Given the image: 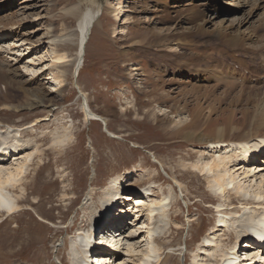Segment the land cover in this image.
<instances>
[{
  "label": "rangeland",
  "instance_id": "374dc122",
  "mask_svg": "<svg viewBox=\"0 0 264 264\" xmlns=\"http://www.w3.org/2000/svg\"><path fill=\"white\" fill-rule=\"evenodd\" d=\"M229 1L238 0H212L213 6L219 5L214 6V14L215 10L202 6L198 10V2L189 4L191 0H129L135 22L125 26L126 34L117 36L116 18L104 7L97 11L100 22L92 29L78 72L80 45L75 34L81 16L68 9L79 2L85 7L88 0L0 3V17L23 10L31 13L20 30H16L19 25L13 26L2 31L10 32L9 36L0 37V55L8 57L10 76L20 82L17 88L0 85V135L13 140L8 124L29 126L17 140L28 151L37 144L41 149L30 162L23 184L15 188L20 207L0 211V264H70L69 252L79 240L77 235L94 224L91 214L96 219L105 210L101 203L105 186L116 174L129 172L133 177L127 194L139 196L138 189L148 185L157 199L170 194V188L175 192L169 206L170 230L158 236L165 261L153 264L193 262L194 253L217 225L216 203L223 201L211 189L210 175L193 167L209 154L203 135H216L224 127L226 139L234 135L240 139L264 130L257 123L264 105V55L242 40L240 46L233 42L235 31L244 30L249 22L233 24L223 34L202 22L203 17H217L214 21L225 18L229 25L239 19L243 14L230 12L236 5ZM187 7L193 8L186 13ZM219 8L225 13L217 16L222 12ZM247 10L251 12V5ZM251 18L256 29L259 16ZM64 25L70 28L64 31ZM26 30H38V34L23 40ZM52 34L63 38L72 34L62 51L67 55L65 62L56 63L47 53L56 47ZM26 66L39 70L34 73L28 67L27 71ZM136 66L139 74L132 71ZM207 69L221 77L214 80ZM199 70L203 73L196 76ZM23 88L40 93L53 105L35 104L38 99ZM86 103L103 118L87 117ZM34 121L38 125L32 126ZM68 131L73 135L68 142L52 144L56 135ZM230 192L227 203L240 208V197ZM145 219L143 214L140 221ZM237 224L228 232H218L223 246L236 241V231L244 233V224ZM123 247L116 264L132 262L122 253Z\"/></svg>",
  "mask_w": 264,
  "mask_h": 264
},
{
  "label": "bare ground",
  "instance_id": "6f19581e",
  "mask_svg": "<svg viewBox=\"0 0 264 264\" xmlns=\"http://www.w3.org/2000/svg\"><path fill=\"white\" fill-rule=\"evenodd\" d=\"M9 1L11 0H0V3H5ZM106 1L107 0H88V4H86L85 7H82L79 2V4H77L76 6H72L68 9L71 13H73V15L81 16L79 22V31L77 32V34H75L77 35V40L80 45V58L78 59L79 63L77 65V72L80 70L81 64L83 63L82 57L86 53L87 42L91 32L93 31L92 29L94 28L96 22H100L98 21V10H101L105 7L116 18L117 25L114 28L115 36L119 34H126L128 29H126L125 26H128L130 23L135 22V17L131 14V6L127 4L129 0H108L107 2ZM154 1L155 0H153V2ZM211 1L212 0H210L209 2L204 0H191V3H188L192 4L198 2V4L196 5L198 7V10L199 6H202L206 10L214 11L215 5L213 6V4H211ZM229 3L232 5L233 3H235L234 5H236V8L234 10L232 9V11L230 12L236 14H243L241 17L238 16L240 17L239 19H232L231 23H229V25H226L225 23L228 21V19L222 18L220 21L216 22L214 21V19L217 17H203V24H211L215 27V29L219 30H216V33L223 34V32L228 31L229 28H231L232 30L233 24L244 25L249 22L248 26L244 30L235 31L236 36L233 38V42H235L238 46L240 41L242 40L243 43H246L247 45H252L249 48L258 49V51L260 50L259 53L261 54V56L264 55V50L262 51V49L264 48V32L260 31L259 29L261 28V25L262 28L264 26V12H260L261 9H264V0H238L236 2L229 1ZM16 4L17 3H15V5ZM248 5H251V12L247 10ZM218 6L219 5L215 6V8H218ZM192 8L187 7L184 9V11H186L187 13L189 11L188 9ZM219 9L222 12L218 13L217 16H220L221 14L225 13L222 8ZM193 10L195 11V9ZM216 13L217 11L215 10L214 14ZM30 14L31 13L27 12L26 10H23L22 13L17 11L12 16L0 17V37L6 38V36H9L10 32L3 34L2 31L9 30L13 28V26L19 25V28H17L16 30H20V28L24 26L23 23L29 18L31 19V17H29ZM257 15L259 16V19H257V21H259V24L255 29L252 27L253 25L251 24L254 21L249 20L252 19L251 17ZM36 17H38V19H43L46 16L36 15ZM261 17L262 19H260ZM63 28L65 31L70 27L64 25ZM49 30L50 29L47 30V34L50 32ZM37 31L38 30L23 31L25 38L21 36V39L30 41L34 35L38 34ZM164 31H166V29ZM164 31H162L163 34H166L167 32ZM169 31L172 32V30ZM52 36L53 41H55L53 43L56 44V47L52 48L50 51L47 50V53L50 54V57L54 58L53 61H55L56 63L58 61L65 62L67 55H65V53L62 51L66 42L71 39L69 37L72 36V34L68 35V37L65 38L58 37L54 34H52ZM17 41H20V39ZM173 47L177 49L179 48L178 45H174ZM1 53L2 52L0 51V54ZM257 57H259L260 59V56ZM9 64L10 62L8 60V57H5V55H0V85L6 84L7 87L10 89L19 86L18 84L20 82L18 83L16 79L10 76L11 71L9 69ZM28 67L29 66L25 67L27 68V71ZM35 70L36 72H38L39 68L35 69L34 67H29V71L35 73ZM138 70H140V68L136 66L133 68L132 71H136V73L139 74ZM207 71H209L210 76L214 80L218 79L220 76L218 72H216L217 74H215V72L211 69H207ZM186 73L190 74V72L187 71L185 72V74ZM198 73L199 74H197L196 76H201L203 71L199 70ZM223 79L224 78L222 77L221 80ZM261 81L264 83V79ZM262 88L264 89V86H262ZM23 90L25 92H28L29 95L35 96V98L38 99L35 104L38 102L43 104H50L45 97H41L39 95V92V94H37V92H34L31 89L23 88ZM50 105H53V103H51ZM84 107L86 110L87 117H92L97 120L99 118H103L101 115L94 113L88 103H86ZM259 112V122L257 123H259L264 128V105L262 109L259 110ZM103 120L107 121L105 119ZM38 123L34 121V125L32 126H35L36 124L38 125ZM26 128H29V126H17L15 128L11 124H8L9 132L14 133L15 138L13 140H8L9 138L2 139L0 135V143L6 147V150H11L9 152L12 154L11 156H8V151L5 154L0 153V162L7 161L6 163H0V211L5 210L7 212H11L20 207L18 200L19 198L14 195L15 188L21 186V182L23 178H25L24 176L29 169L30 162L34 158L35 154L41 151V149L38 147V144L36 148H31L30 151H28V149L24 148L22 144L17 140V136L21 137L26 135H23V133L25 132L24 130H26ZM223 128H218L219 131L216 135L206 134L203 135V139L200 138L202 139V142L205 140L207 141L206 148L209 154H204L202 157L197 159L196 162L193 163V167L200 173H202V175H210V187L212 190H214V193L219 194L220 197L223 198V201H217V225H215L212 228V231L208 233L205 237L204 245H199L200 247H198L197 252L194 253L193 262L191 264H237V256L234 254V250H237V248L235 247L236 244L233 247L223 246V236L218 235V232H220L221 230L228 232L232 227L235 228L238 222L244 224L242 227L245 230L243 234H239L238 231H236V241L239 240L242 236L248 237L250 235L251 229L253 228L256 229L253 231L254 234L264 236V231L262 230V227L264 228V167H262L264 165V130L256 134L254 133L255 135L248 134V136H246V134L243 136V138L239 137L240 139H237L235 135L233 136V139H226V136L224 135L225 130ZM31 129H33V127H31ZM71 136L73 135H71L70 131H68V133L66 132L65 134H58L52 141V144L56 147L61 146L62 144L64 145L66 142L69 141ZM257 153H259V155H257ZM13 160L16 161V163H12ZM132 177L133 174L131 172H129L127 175H122L120 173L116 174L112 178L110 184H108L104 188L105 195L101 199V203H103L102 205L106 206L104 208L105 210H102V215H104L103 218L101 215V217L99 216L98 218L94 219L95 213L91 214V218L95 224V228L100 226L101 228L108 227L105 229H108L107 231L111 233L108 234V232H106L107 235L103 239L104 241L106 240V242L110 240L111 246L113 244V248L116 250V252H112L113 250L111 249L106 250V246L102 241L103 239H101V237L93 238V231L88 228L87 231L80 232L77 235V238L79 240L74 243L72 251L69 252L71 258L70 264H116L119 259V255H121V253L119 252L121 249V245L125 246L123 247L124 251L122 253H126L127 256L130 257L129 260L132 261L130 264H153L154 262L165 261V259L161 260V251L163 247L160 244L158 236L170 230V224L172 223L170 218V205H172L175 200V192L172 188H170V194H164V196L157 199L153 195L154 192L152 189V185H148L138 189V192L141 194V196L140 194L138 196V193L136 194L133 192L127 194L125 193V189L127 183L132 180ZM229 187H232L233 192L240 197L241 206L238 209H233L234 205L231 203H227V200L229 199L231 193L228 191ZM242 196L243 198H241ZM118 208H120L118 211H121L122 208H124L125 211L129 213L126 217V220L129 219L131 216L135 217L131 218V220L129 221L130 223L126 222V224L124 216H120L117 214L116 210ZM143 214L144 217L146 216V219L140 221L141 219H143ZM113 217H115L116 219H114ZM224 225L225 228L222 227ZM93 227L91 229H94ZM247 230H249L250 232L247 233ZM103 232L104 231H102V233ZM138 237H141L142 239H139ZM97 239H100V241L95 243L96 245L93 247V244ZM245 242H249V240ZM241 246L243 250H246V244H242ZM92 247L95 249L94 254L91 253ZM256 253L257 250L252 249L250 254L252 255ZM104 255L107 257L108 261L106 259L101 261L100 258H102ZM212 256H214L215 258H212ZM93 257L95 258L94 260ZM128 263L129 262L125 260L121 261L119 264ZM248 263L250 262L244 261V264Z\"/></svg>",
  "mask_w": 264,
  "mask_h": 264
}]
</instances>
